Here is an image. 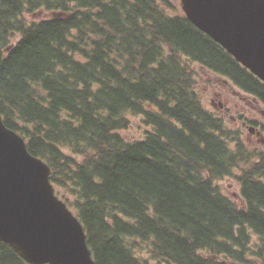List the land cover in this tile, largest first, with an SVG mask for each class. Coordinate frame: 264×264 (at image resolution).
I'll list each match as a JSON object with an SVG mask.
<instances>
[{
    "label": "trees",
    "instance_id": "obj_1",
    "mask_svg": "<svg viewBox=\"0 0 264 264\" xmlns=\"http://www.w3.org/2000/svg\"><path fill=\"white\" fill-rule=\"evenodd\" d=\"M192 61L264 105V83L171 0H0V114L95 264H264V153L204 107ZM128 113L142 138L120 134ZM0 264L31 263L0 241Z\"/></svg>",
    "mask_w": 264,
    "mask_h": 264
},
{
    "label": "water",
    "instance_id": "obj_2",
    "mask_svg": "<svg viewBox=\"0 0 264 264\" xmlns=\"http://www.w3.org/2000/svg\"><path fill=\"white\" fill-rule=\"evenodd\" d=\"M188 20L264 83V0H180ZM50 167L0 114V241L31 264H95Z\"/></svg>",
    "mask_w": 264,
    "mask_h": 264
},
{
    "label": "rangeland",
    "instance_id": "obj_3",
    "mask_svg": "<svg viewBox=\"0 0 264 264\" xmlns=\"http://www.w3.org/2000/svg\"><path fill=\"white\" fill-rule=\"evenodd\" d=\"M171 1L180 5L179 0ZM47 16L49 13L45 10L24 14L28 22ZM16 37L18 34L13 39ZM190 67L193 72H196L197 91L204 107L221 116L225 128L237 130L241 142L247 149L256 153H264V105L240 90L228 78L210 71L198 62H190ZM127 117L128 127L119 130L126 140L140 139L146 131L150 130V126L143 122L141 115L128 113ZM255 159L252 158L251 161ZM218 184L224 194L237 204H241L239 184L234 177L229 176L218 180ZM144 255L147 256L145 253ZM154 262L152 260V263Z\"/></svg>",
    "mask_w": 264,
    "mask_h": 264
}]
</instances>
